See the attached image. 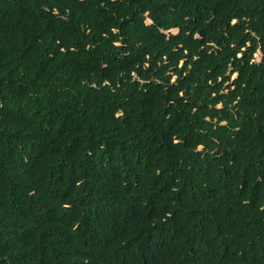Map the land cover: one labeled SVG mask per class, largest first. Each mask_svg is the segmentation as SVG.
Here are the masks:
<instances>
[{
  "label": "trees",
  "instance_id": "trees-1",
  "mask_svg": "<svg viewBox=\"0 0 264 264\" xmlns=\"http://www.w3.org/2000/svg\"><path fill=\"white\" fill-rule=\"evenodd\" d=\"M0 264H264V0H0Z\"/></svg>",
  "mask_w": 264,
  "mask_h": 264
},
{
  "label": "rangeland",
  "instance_id": "rangeland-1",
  "mask_svg": "<svg viewBox=\"0 0 264 264\" xmlns=\"http://www.w3.org/2000/svg\"><path fill=\"white\" fill-rule=\"evenodd\" d=\"M173 31H176V30H173ZM260 59H261V53L258 52V53L256 54V60L259 61Z\"/></svg>",
  "mask_w": 264,
  "mask_h": 264
}]
</instances>
